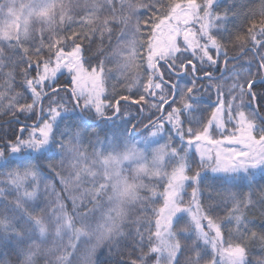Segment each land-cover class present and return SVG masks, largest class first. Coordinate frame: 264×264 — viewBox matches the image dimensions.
<instances>
[{
    "label": "snow or ice",
    "instance_id": "obj_1",
    "mask_svg": "<svg viewBox=\"0 0 264 264\" xmlns=\"http://www.w3.org/2000/svg\"><path fill=\"white\" fill-rule=\"evenodd\" d=\"M3 116L0 264H264V0H0Z\"/></svg>",
    "mask_w": 264,
    "mask_h": 264
},
{
    "label": "trees",
    "instance_id": "obj_2",
    "mask_svg": "<svg viewBox=\"0 0 264 264\" xmlns=\"http://www.w3.org/2000/svg\"><path fill=\"white\" fill-rule=\"evenodd\" d=\"M64 2L65 3H70V2H73V0H64ZM198 2H199V0H198ZM227 2H230V0H227ZM253 3L254 4H258L259 3V0H253ZM223 10V8L221 9V11ZM73 11L74 12H76V11H81V9H79V8H76V9H73ZM240 21L238 20L237 21V23H239ZM198 27V26H197ZM85 44H87V42H85ZM95 53V46L93 47V53H90L89 55L91 56V55H93ZM92 63L93 64H95V60H93L92 61ZM109 67H112L114 70H115V66H114V64H110L109 65ZM85 68H88V64H85ZM117 75H119V73H117ZM217 75H219V73H217ZM62 79H67V74H65V77H62ZM117 83V81L116 80H114V79H110V80H108L107 82H106V85H105V87H106V89H107V93L109 94V95H111L112 94V92H113V89H112V85L113 84H116ZM128 82L127 81H125V84H127ZM204 83H206V82H204ZM125 84H119L118 86H117V88H116V91L117 92H122V94H127V92H123L122 90L124 89V86H125ZM135 89L133 88V91H134ZM6 103V102H5ZM123 103V102H122ZM129 111H132L133 113H135V107H132V108H130V109H128ZM109 115H112V112H111V110H109V113H108ZM210 116V112H205L204 113V118H205V120L208 118ZM8 119H10V117L9 116H3V117H0V123H3V121H5V120H8ZM117 122H119V121H117ZM29 123H31V121L29 122ZM5 127H7L6 125H5ZM185 127H187V125L185 126ZM227 127L229 128V130H231V125H227ZM222 131L223 130H220V131H216V132H214L213 133V138L214 139H222L223 137H222ZM223 147H232V145H228L227 143H225L224 145H222ZM211 147H212V151H216V145H211ZM191 155V154H190ZM196 161H197V163L199 162L198 161V159H196ZM192 168H193V172L195 171V170H197V167H196V165L194 164L193 166H192ZM171 169L169 168L168 169V171H170ZM191 174H193L192 172H190L189 173V175H191ZM209 175H211V172H210V170H209ZM259 178V177H258ZM158 190H162V189H158ZM189 193H190V189H189ZM222 215H223V213H221ZM255 223H256V225L257 226H260L262 223H264V217H261L260 215H259V213H257L256 215H255ZM254 251H256L257 253H258V249H254ZM123 258L125 259V260H127V259H130V258H132L131 257V248H128V249H126L125 250V253H124V256H123ZM112 259L113 260H118V259H120V257L119 256H113L112 257Z\"/></svg>",
    "mask_w": 264,
    "mask_h": 264
},
{
    "label": "rangeland",
    "instance_id": "obj_3",
    "mask_svg": "<svg viewBox=\"0 0 264 264\" xmlns=\"http://www.w3.org/2000/svg\"><path fill=\"white\" fill-rule=\"evenodd\" d=\"M201 147L205 150H210L213 156L215 155V152L218 150V146H217L216 151H212L211 144H207L206 142H202ZM221 147H223V146H221ZM196 159H198V161H199V155L198 154L196 155ZM145 182H148L147 178H146Z\"/></svg>",
    "mask_w": 264,
    "mask_h": 264
}]
</instances>
